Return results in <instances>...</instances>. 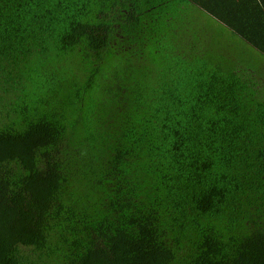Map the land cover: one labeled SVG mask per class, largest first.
Masks as SVG:
<instances>
[{
  "label": "trees",
  "instance_id": "16d2710c",
  "mask_svg": "<svg viewBox=\"0 0 264 264\" xmlns=\"http://www.w3.org/2000/svg\"><path fill=\"white\" fill-rule=\"evenodd\" d=\"M0 264H264V0H0Z\"/></svg>",
  "mask_w": 264,
  "mask_h": 264
},
{
  "label": "rangeland",
  "instance_id": "374dc122",
  "mask_svg": "<svg viewBox=\"0 0 264 264\" xmlns=\"http://www.w3.org/2000/svg\"><path fill=\"white\" fill-rule=\"evenodd\" d=\"M232 42L233 41L222 40L223 44H222V48H220V49H223V50L225 49L227 51V53H229L231 51L232 53L236 54V52H239V50H240L239 47H241V43H240L239 39H238L236 45H234ZM248 49H251V48H248ZM242 53H244V55H245L244 57L246 60L251 58V55L247 51L246 52H240L238 55H241ZM254 61H256V59H254Z\"/></svg>",
  "mask_w": 264,
  "mask_h": 264
}]
</instances>
